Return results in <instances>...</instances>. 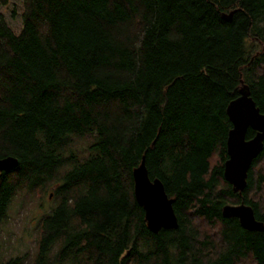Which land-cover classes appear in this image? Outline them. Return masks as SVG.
Instances as JSON below:
<instances>
[{"label":"trees","instance_id":"1","mask_svg":"<svg viewBox=\"0 0 264 264\" xmlns=\"http://www.w3.org/2000/svg\"><path fill=\"white\" fill-rule=\"evenodd\" d=\"M19 4L18 31L0 10V158L17 160L0 226L16 195L52 188L29 264H264V227L221 215L242 201L264 224V144L240 193L222 175L228 102L246 85L264 113V0ZM142 156L176 228L146 226Z\"/></svg>","mask_w":264,"mask_h":264},{"label":"water","instance_id":"2","mask_svg":"<svg viewBox=\"0 0 264 264\" xmlns=\"http://www.w3.org/2000/svg\"><path fill=\"white\" fill-rule=\"evenodd\" d=\"M230 121L225 140L227 158L223 163V179L231 185L233 192L240 193L246 185L247 172L252 161L263 149L264 113L260 112L251 98L246 85L239 88V94L228 102L225 108ZM252 129L254 134L246 138V132ZM17 164L16 158H0V171L10 170ZM133 195L142 207L148 230L177 227L173 210V198L168 197L162 182L158 178L150 179L142 156L139 164L132 170ZM223 217L237 218L240 226L246 230H262L264 224L255 218L252 207L244 202L225 204L221 208Z\"/></svg>","mask_w":264,"mask_h":264},{"label":"rangeland","instance_id":"3","mask_svg":"<svg viewBox=\"0 0 264 264\" xmlns=\"http://www.w3.org/2000/svg\"><path fill=\"white\" fill-rule=\"evenodd\" d=\"M0 10L8 24L18 31L19 0H9L6 6L0 7ZM88 142V139H82L73 145L81 155ZM52 191L51 187L48 188L49 197L38 189L31 194L19 193L13 198L6 221L0 226V262L8 258L20 257L19 264H29L34 259L39 237L37 221L53 204Z\"/></svg>","mask_w":264,"mask_h":264},{"label":"bare ground","instance_id":"4","mask_svg":"<svg viewBox=\"0 0 264 264\" xmlns=\"http://www.w3.org/2000/svg\"><path fill=\"white\" fill-rule=\"evenodd\" d=\"M225 161V160H224Z\"/></svg>","mask_w":264,"mask_h":264}]
</instances>
